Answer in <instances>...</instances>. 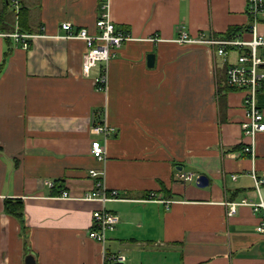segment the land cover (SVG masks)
<instances>
[{"label":"crops","instance_id":"1","mask_svg":"<svg viewBox=\"0 0 264 264\" xmlns=\"http://www.w3.org/2000/svg\"><path fill=\"white\" fill-rule=\"evenodd\" d=\"M247 3L10 1L0 25V264H25L28 253L38 264H103L104 248L125 255L119 264H264V208L255 206L264 201V131L254 159L240 152L244 93L227 84L225 57L215 45L175 40L179 24L195 38H251ZM21 6L29 46L13 35ZM104 12L132 38L115 49L101 91V64L84 74L85 41L61 24L96 32ZM259 27L264 34V20ZM258 103L264 113V81ZM98 110L114 127L105 161L91 153ZM91 168H104L99 176L120 199L78 198L99 188ZM179 171L196 175L185 180ZM200 174L208 185L197 184ZM16 197L23 221L7 209ZM102 207L119 215L105 244L89 236Z\"/></svg>","mask_w":264,"mask_h":264},{"label":"built area","instance_id":"2","mask_svg":"<svg viewBox=\"0 0 264 264\" xmlns=\"http://www.w3.org/2000/svg\"><path fill=\"white\" fill-rule=\"evenodd\" d=\"M247 11L250 21L247 24L246 31L250 32L251 38H243L241 32H237L232 37H191L184 25L179 24V36L175 40L184 42H206L216 46V51L226 59V82L229 86L243 90V103L245 108L244 118L241 120L243 130V140L240 152L255 158V149L257 135L264 131V113L258 104V93L261 83L264 81V34L261 32L259 24L264 20V0H248ZM61 26L67 31V37H77L85 41L86 50L83 55V73L88 75L93 67L101 64L100 73L95 78L97 88L106 91L108 86V63L115 49L120 47L123 42L132 38L130 33L116 28L115 23L107 12H104L97 20L96 32H90L87 27H81L73 30L71 21L62 22ZM17 39L22 41L24 46H29L26 36L31 34L15 32L13 34ZM236 54L230 58L232 52ZM98 110L95 116L98 120L93 123L92 131L97 135L91 140V153L98 160L105 161L107 158V138L113 132V125L107 122L105 117L106 111ZM104 114L103 117H101ZM105 173L102 170L91 168L90 174L99 177V188H93L86 191L78 198L85 200H97L104 204L111 199H120L119 192L116 189L108 190L104 179L99 175ZM194 172L179 171L178 176L185 180H192L195 177ZM252 175L256 179V185L259 186L263 181L254 171ZM236 177V176H234ZM50 186L54 185L53 181H48ZM65 198H72L68 190H63L60 194ZM152 196L156 194L151 192ZM248 203L246 199L237 202H230V213L236 212L239 204ZM263 206L264 201L256 203L259 208ZM94 225L89 231V236L96 239L102 244L108 240V231L112 230L119 221V215L105 207L94 210ZM260 229L264 230V221L260 224ZM103 264H119L125 260V255L121 252L103 251Z\"/></svg>","mask_w":264,"mask_h":264},{"label":"trees","instance_id":"3","mask_svg":"<svg viewBox=\"0 0 264 264\" xmlns=\"http://www.w3.org/2000/svg\"><path fill=\"white\" fill-rule=\"evenodd\" d=\"M11 0H3V3L5 4V7L0 10V25L3 27V24L6 23V9L10 5ZM104 1V0H102ZM28 19V11L26 6H21L19 13H18V21H19V31L20 32H26L29 30L28 27H26V20ZM25 26V27H24ZM4 30V27H3ZM236 34V32H231L227 34L228 37H232ZM259 104V103H258ZM260 106V104H259ZM7 209L14 214L17 218L21 219L23 221V200L20 197L16 198H8L7 199Z\"/></svg>","mask_w":264,"mask_h":264},{"label":"water","instance_id":"4","mask_svg":"<svg viewBox=\"0 0 264 264\" xmlns=\"http://www.w3.org/2000/svg\"><path fill=\"white\" fill-rule=\"evenodd\" d=\"M147 57H148V65L153 66L154 62H155V54L149 53ZM196 182L199 186L204 187V186L208 185L209 178L205 174H200L197 176ZM25 264H38L35 254L28 253L25 256Z\"/></svg>","mask_w":264,"mask_h":264},{"label":"rangeland","instance_id":"5","mask_svg":"<svg viewBox=\"0 0 264 264\" xmlns=\"http://www.w3.org/2000/svg\"><path fill=\"white\" fill-rule=\"evenodd\" d=\"M11 7H12V4H11ZM10 13H11V15H13V13H12V11L10 10Z\"/></svg>","mask_w":264,"mask_h":264}]
</instances>
